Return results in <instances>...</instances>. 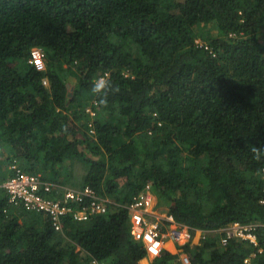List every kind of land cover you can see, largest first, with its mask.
I'll list each match as a JSON object with an SVG mask.
<instances>
[{"label": "trees", "instance_id": "trees-1", "mask_svg": "<svg viewBox=\"0 0 264 264\" xmlns=\"http://www.w3.org/2000/svg\"><path fill=\"white\" fill-rule=\"evenodd\" d=\"M263 29L264 0H0V183L14 162L90 186L105 209L55 230L0 187V264H140L127 206L141 192L209 232L165 242L150 264H264V157L251 151L264 145ZM99 76L119 88L105 107ZM234 222L255 224V242L221 245Z\"/></svg>", "mask_w": 264, "mask_h": 264}, {"label": "built area", "instance_id": "built-area-1", "mask_svg": "<svg viewBox=\"0 0 264 264\" xmlns=\"http://www.w3.org/2000/svg\"><path fill=\"white\" fill-rule=\"evenodd\" d=\"M33 53L42 51L38 48L31 50V61ZM90 116L94 115L92 110L86 109ZM90 132H93L91 129ZM11 174L0 183V187L7 193L9 203L14 206L24 207L26 210L41 212L51 219L55 230H59L60 219L70 215L74 220H86L93 212H103L105 209L98 201L99 197L90 186L73 187L60 185L52 180L42 178L40 174L23 172L14 162L9 166ZM264 171V167L262 169ZM89 199L88 206H81L79 209L72 207V204H82ZM155 199L149 192H141L133 198L127 206L131 232L136 239L143 242L147 257L155 258L160 255L165 242L175 245H183L187 242L204 238L208 231L197 230L194 234L192 228L176 222L173 216L168 213H157L154 206ZM255 224L244 225L234 222L227 228L221 230V245H225L230 239L248 240L255 242L253 233ZM183 264H188L186 255L181 254ZM249 258L244 262L248 263ZM89 264H104L91 260Z\"/></svg>", "mask_w": 264, "mask_h": 264}, {"label": "clouds", "instance_id": "clouds-1", "mask_svg": "<svg viewBox=\"0 0 264 264\" xmlns=\"http://www.w3.org/2000/svg\"><path fill=\"white\" fill-rule=\"evenodd\" d=\"M34 48H37V47H34ZM32 63L34 64V66L36 67L38 71L42 70L41 66L44 64L43 56L40 53H33ZM42 82L44 85L48 84L46 79H43ZM114 91H119V88L118 86L113 85L112 81L107 76L97 77L94 80L92 89H91V92L98 98L97 100L98 105L102 107L107 106L108 96L111 92H114ZM251 151L253 154V159L257 161H259L262 157H264V145L260 147H253Z\"/></svg>", "mask_w": 264, "mask_h": 264}, {"label": "rangeland", "instance_id": "rangeland-1", "mask_svg": "<svg viewBox=\"0 0 264 264\" xmlns=\"http://www.w3.org/2000/svg\"><path fill=\"white\" fill-rule=\"evenodd\" d=\"M213 28V24L212 25H210V26H207V27H201V31H203V32H205L206 34H208V33H211V32H213L214 30L212 29ZM264 31V29L262 30V32ZM262 40H264V37L262 38ZM42 56H43V60H44V58H45V56H44V52H43V54H42ZM44 65H45V60H44ZM46 85H48V84H46ZM73 88H74V84L73 85H69L68 86V95H73ZM91 102H92V100L89 102L90 104H91ZM89 105V104H88ZM87 104H85V106L87 107L88 106ZM77 169H79L78 167H77ZM151 258L150 257H148V262H146V263H144V264H150V260Z\"/></svg>", "mask_w": 264, "mask_h": 264}, {"label": "crops", "instance_id": "crops-1", "mask_svg": "<svg viewBox=\"0 0 264 264\" xmlns=\"http://www.w3.org/2000/svg\"><path fill=\"white\" fill-rule=\"evenodd\" d=\"M155 199V198H154ZM155 207H156V211H157V213H160V214H162V213H165L166 211H167V208H165V207H163V206H157L156 205V199H155V205H154ZM193 243H195V241H193L192 243H191V245L193 244ZM148 257L147 256H145L144 258H142L140 261H139V263L140 264H144V263H146V262H148Z\"/></svg>", "mask_w": 264, "mask_h": 264}]
</instances>
